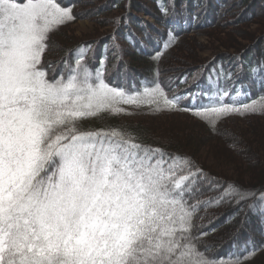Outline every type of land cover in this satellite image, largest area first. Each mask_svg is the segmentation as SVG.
<instances>
[{"label":"snow or ice","instance_id":"6c2138e0","mask_svg":"<svg viewBox=\"0 0 264 264\" xmlns=\"http://www.w3.org/2000/svg\"><path fill=\"white\" fill-rule=\"evenodd\" d=\"M73 19L57 0H0V264H213L190 231L198 207L212 203L189 204L202 169L121 129L80 123L126 111L121 103L171 110L180 97L158 81L131 94L111 87L105 59L93 70L83 44L68 50L75 66L61 58L67 79L50 81V33ZM174 42L169 33L165 48ZM235 103L194 115L214 127L229 113L264 109Z\"/></svg>","mask_w":264,"mask_h":264},{"label":"trees","instance_id":"16d2710c","mask_svg":"<svg viewBox=\"0 0 264 264\" xmlns=\"http://www.w3.org/2000/svg\"><path fill=\"white\" fill-rule=\"evenodd\" d=\"M188 1L57 0L62 7L71 8L74 19L50 33V47L42 56L43 70L50 81L60 78L61 74L67 79L68 69L61 58L75 66L77 57L68 55V50L82 44L91 45L86 61L94 70L101 59H105L106 82L111 87L123 88L131 94L135 90L142 92L145 86L154 87L155 83L149 81H158L169 98L180 97L177 107L171 110L153 111L154 105L150 108L121 103L117 106L126 110L122 114L105 111L80 123L85 130L118 128L135 136L141 144L190 158L202 169L205 178L201 179L200 191L189 199V204L212 200V203L200 205L192 219L190 231L192 236L198 237V251L213 264H264V199L261 198L264 170L252 165L253 160L255 164L264 162V109L229 113L217 119L214 127L210 119L194 115L202 106H219L220 102L233 104L235 101L237 107L255 102L258 109L264 105V20L255 21L262 39H254L241 52L212 56L198 64L188 59L190 66L181 70L162 68L167 56L180 46L188 32L216 28L228 8L234 6L238 7V14L231 26L253 22L257 16L264 17V0H257L261 4H256L255 0ZM87 2H91L89 9L95 20H101L95 23L99 26L96 32L99 36L74 38L70 35V26L80 19L81 11L88 12L89 9H80ZM91 13L86 16H92ZM169 33L175 42L165 48ZM209 97H214L218 103L210 105ZM178 115L199 122L198 126L205 130L204 135L210 140H220L245 166L237 167L236 160L228 158L218 166L231 170V175L227 170L209 169L198 155L199 148L203 147L201 141L181 139V135H177L180 131L176 126ZM229 116L242 119L247 129L242 131L241 126L235 125L226 131L224 121ZM147 119L149 122L158 119L171 129L164 131L162 125L149 128L151 124L145 121ZM226 136H232L233 141L227 142L223 139ZM230 185L239 188L245 198L241 200ZM226 189L228 194L222 196ZM249 225L254 227L253 231L248 229Z\"/></svg>","mask_w":264,"mask_h":264},{"label":"rangeland","instance_id":"374dc122","mask_svg":"<svg viewBox=\"0 0 264 264\" xmlns=\"http://www.w3.org/2000/svg\"><path fill=\"white\" fill-rule=\"evenodd\" d=\"M191 2V0H189ZM188 1V2H189ZM218 1V0H217ZM224 1V0H222ZM232 1V0H231ZM234 1V0H233ZM232 1V2H233ZM212 2V0H211ZM231 2V3H232ZM256 4H261V2L255 0ZM91 2H87L86 5L83 7H80V9H89ZM230 8V7H229ZM226 13H224L223 17L220 19L219 26H216V28H209V29H193V31L188 32L183 38L182 43L180 46L175 49L172 53H170L166 58L167 60L164 61L163 67L167 69L168 71H175L176 69L181 70L182 68H185L187 66H190V62L193 61L200 63L205 62L207 59H210L215 57L216 55L221 54H230V53H238L241 52L242 48H245V45L248 44L247 47H249L254 39H262V36L259 32V27L255 23V21H261L264 20V17L257 16L253 19V22L250 23H242L241 25H236L235 27L231 26V22L233 19H235L236 15L238 14V7L234 6L229 9ZM85 9V10H86ZM86 14H84L83 11H81V17L78 21H76L74 24L70 26V35H73L74 38L85 37V36H92L95 34L97 36L99 33H96L99 27L97 24L101 23V20H95L94 14L91 13V10H87ZM91 13L92 16L87 17L88 13ZM227 14V15H226ZM85 15V16H84ZM225 16V17H224ZM243 17V15H241ZM105 21V20H104ZM97 23V24H95ZM104 30V29H103ZM94 36V37H95ZM99 36V35H98ZM246 47V48H247ZM245 48V49H246ZM244 49V50H245ZM190 59L191 61L189 62ZM126 112V111H124ZM123 112H121L122 114ZM133 112L131 113V115ZM126 115V116H131ZM178 119H176L177 123L176 126H179L180 131L178 130L177 135H181V139H187V140H197L201 141V144L203 147L199 148L198 155L200 158H202V162L211 170L216 169L220 172L226 171L229 175L231 170L228 169H221L218 165L222 162L224 159L232 158L234 161L239 164L237 167H244L243 163L240 161V159H237L236 156H234L232 153L230 154L228 152V149L224 148L222 142L215 138L214 140H210L207 136L204 135L203 128L201 126H198L197 121L191 119L190 117L186 116H179ZM224 122V126H226V131H229L228 128L234 126H241V130L244 131L247 128H245V125L242 122V119L237 118L235 116H229L227 117ZM130 119V118H129ZM152 120V119H151ZM146 122H149V120H145ZM160 120L157 119V121H150L149 128L151 126L156 125H162L164 131L171 129V126H167L165 122H159ZM180 125H182L180 127ZM247 126V125H246ZM244 129V130H243ZM234 130V129H232ZM160 131V130H159ZM264 133V132H263ZM206 134V133H205ZM244 133H242L243 135ZM218 137V136H216ZM232 137V136H231ZM229 136L224 137L227 142L233 141V138ZM222 138V137H220ZM246 138V137H245ZM256 141V139H254ZM196 141V142H197ZM261 143L259 141L258 145ZM247 145V144H246ZM257 145L254 143L253 146ZM239 147V146H236ZM251 147V146H250ZM256 147V146H255ZM194 151V150H193ZM221 157V158H220ZM253 166L256 165L259 169L264 170V162H258L257 164L255 160L252 161ZM260 164V165H259ZM252 215H255L252 214ZM248 229L253 231V226L249 225Z\"/></svg>","mask_w":264,"mask_h":264}]
</instances>
